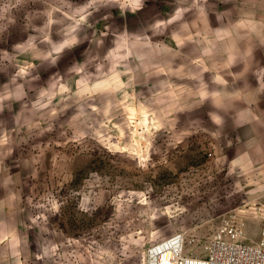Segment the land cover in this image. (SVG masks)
<instances>
[{
  "label": "rangeland",
  "instance_id": "374dc122",
  "mask_svg": "<svg viewBox=\"0 0 264 264\" xmlns=\"http://www.w3.org/2000/svg\"><path fill=\"white\" fill-rule=\"evenodd\" d=\"M263 217L264 0H0V264Z\"/></svg>",
  "mask_w": 264,
  "mask_h": 264
},
{
  "label": "built area",
  "instance_id": "2783aa9c",
  "mask_svg": "<svg viewBox=\"0 0 264 264\" xmlns=\"http://www.w3.org/2000/svg\"><path fill=\"white\" fill-rule=\"evenodd\" d=\"M146 258V264H264V217L258 243L244 241L240 225L225 223L193 253L187 252L186 236L174 233L151 245Z\"/></svg>",
  "mask_w": 264,
  "mask_h": 264
},
{
  "label": "snow or ice",
  "instance_id": "6c2138e0",
  "mask_svg": "<svg viewBox=\"0 0 264 264\" xmlns=\"http://www.w3.org/2000/svg\"><path fill=\"white\" fill-rule=\"evenodd\" d=\"M129 2H131V3L135 4V0H129Z\"/></svg>",
  "mask_w": 264,
  "mask_h": 264
}]
</instances>
